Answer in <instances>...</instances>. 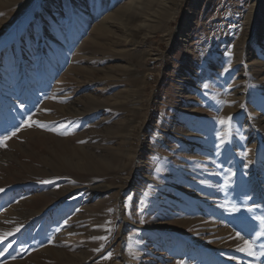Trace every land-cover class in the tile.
I'll return each mask as SVG.
<instances>
[{
	"label": "rangeland",
	"instance_id": "1",
	"mask_svg": "<svg viewBox=\"0 0 264 264\" xmlns=\"http://www.w3.org/2000/svg\"><path fill=\"white\" fill-rule=\"evenodd\" d=\"M0 189V264H264V0H0Z\"/></svg>",
	"mask_w": 264,
	"mask_h": 264
},
{
	"label": "snow or ice",
	"instance_id": "2",
	"mask_svg": "<svg viewBox=\"0 0 264 264\" xmlns=\"http://www.w3.org/2000/svg\"><path fill=\"white\" fill-rule=\"evenodd\" d=\"M223 122L224 121L222 120L221 123H223ZM12 135H15V133H12ZM5 139H7V137H5ZM46 182L47 181H41V183H46ZM0 191H2V189H0ZM233 210H235V209H233ZM8 235H11V233H9ZM244 243H245V245H247V248H241L240 250L241 251L247 250V251H249V254H251V244H250V242L249 241H245Z\"/></svg>",
	"mask_w": 264,
	"mask_h": 264
}]
</instances>
